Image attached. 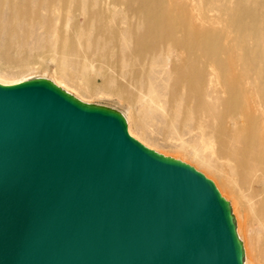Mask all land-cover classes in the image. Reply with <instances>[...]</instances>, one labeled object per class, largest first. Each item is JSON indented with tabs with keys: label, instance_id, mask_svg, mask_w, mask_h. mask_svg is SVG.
I'll use <instances>...</instances> for the list:
<instances>
[{
	"label": "water",
	"instance_id": "1",
	"mask_svg": "<svg viewBox=\"0 0 264 264\" xmlns=\"http://www.w3.org/2000/svg\"><path fill=\"white\" fill-rule=\"evenodd\" d=\"M0 264H244L230 204L123 115L0 85Z\"/></svg>",
	"mask_w": 264,
	"mask_h": 264
},
{
	"label": "bare ground",
	"instance_id": "2",
	"mask_svg": "<svg viewBox=\"0 0 264 264\" xmlns=\"http://www.w3.org/2000/svg\"><path fill=\"white\" fill-rule=\"evenodd\" d=\"M30 1L0 0V18L7 8L8 22L16 17L36 22L52 39H42L23 52L9 39L0 43L7 67L0 65V85L50 74L49 81L70 94L65 71L73 66L92 78L91 85L103 78V89L126 101L128 118L123 117L129 133L146 147L153 149L133 132L137 122L145 124L143 114L198 130L224 160L219 188L231 207L244 264H264V69L232 73L216 68L217 63L223 67L227 54L235 50L225 42L241 45L243 61L249 63L252 53L254 62L264 64V0H216L209 4L211 11L198 13L188 1L179 2V10L172 0H46L47 7L35 10L29 9ZM229 6L237 11L228 14ZM214 9L218 15H211ZM53 12L61 21L57 26L43 20L51 19ZM95 24L100 41L90 44L86 31ZM218 24L230 31L216 29ZM114 40L118 43L112 50L95 49ZM80 92L83 98L86 93ZM194 149L188 151L193 163L210 167ZM249 217L256 225L252 233Z\"/></svg>",
	"mask_w": 264,
	"mask_h": 264
},
{
	"label": "rangeland",
	"instance_id": "3",
	"mask_svg": "<svg viewBox=\"0 0 264 264\" xmlns=\"http://www.w3.org/2000/svg\"><path fill=\"white\" fill-rule=\"evenodd\" d=\"M17 1L19 0H15L16 4ZM20 1H24V0H20ZM181 1H188L187 3L188 7L191 6V10L193 12L198 13L201 12L202 10L211 11L213 9V6H210L209 4L215 2L216 0H172L171 5L177 10H179L177 5ZM235 1L236 0H226V2L229 3ZM36 7H42V8L47 7L46 0H32L29 2V9L35 10ZM2 9L3 7L0 8V10ZM7 11H8L7 8H4V14L2 15V18H0L1 45L3 44V41H5V39H9L15 44L16 49H18L20 52H23L25 50V47L35 48L36 44L40 43L42 39L47 42L52 39L51 34L45 32L43 29H38L41 28V26L39 27L36 22H32V21L27 22L26 19L20 21L19 17H16L12 21L8 22V20L6 19ZM234 11L235 12L237 11L236 7L229 6L228 14H231ZM56 14H62V13L56 12ZM214 14L218 15L219 13L217 10L214 9L211 15ZM43 20L44 22L49 23L50 26L51 25L57 26L61 22L58 16L55 15L54 12L51 19L49 20L43 19ZM80 21L81 23L82 22L84 23L83 19H81ZM97 27L98 24H95L94 26H90L89 28H87L86 36L90 44H93V41L99 40V38H97L98 36ZM215 28L218 30L230 31V27L224 26L223 24H218L215 26ZM117 43L118 42L116 40H114L113 43L106 42L104 46H99V45L95 46V49L100 50L102 47H104L105 48L104 50H112L113 47L117 46ZM225 44L226 46L234 48L235 50L230 51L227 54L228 60L222 63L223 67L221 64L217 63L216 68H225L232 73H238V72L245 73V72H251L252 70L264 69V64L262 62H254L252 60V58H254L252 56V53L248 55V58L250 60L248 61L249 63L242 60L244 54L240 44L238 43L228 44L226 42ZM249 45L251 48H253L252 44ZM4 48L5 46L1 47V49ZM48 54L50 53H47V55ZM71 59L73 61L76 60L75 58H71ZM0 65L6 67L5 61L1 57H0ZM54 68L53 66H51V69L54 70ZM84 73L86 78L84 77ZM86 74H87L86 72H83L81 69H78L73 66L72 67L70 66L65 71V77L69 79V80L67 79L65 80L69 86V92H71L70 94H72L76 98L79 97L81 101L89 105H96L117 111L127 119L128 105L126 101L124 102L120 97H118L117 94L111 92L110 90L103 89V87L101 86V84L103 83V78H98L99 85L98 84L96 85V83H95L96 86L91 85L94 84L92 82V78L89 77L88 74L86 76ZM48 75L46 77H39L42 75L35 74L32 75L30 78L36 77L35 79H47V80H49L50 78L51 80L52 77L50 76V74ZM80 91H82L83 95H85L84 93H86V95L83 98L79 96V94L81 93ZM162 93L163 94L165 93L164 89H162ZM141 112L142 111L140 109L136 108L137 115L139 114L141 116L143 114ZM141 117L144 120L145 124H142L141 122H137L133 128V132L137 137L141 138L143 142L150 145L153 148L152 150L156 152L158 151V153L166 157H171L173 159L176 158L190 165L191 167L195 168L197 171L202 173L207 179L211 180L215 184L219 192L222 193L221 195H223L226 198L221 188H219V180H218L221 176H224L223 175L224 160L221 159V155L219 154L216 146L212 145L207 138L203 137L201 133L198 132V130L188 127L183 128L177 124H172L168 121L167 118L163 116L160 115L144 116L143 114V116ZM142 144L144 145V143ZM215 148L216 151H214ZM193 149L199 151V154L202 155V157H204L209 162L210 167L202 169L196 163H193L191 159L192 157L191 155H189L188 152V151H193ZM230 189L236 195L237 190L235 188H230ZM229 195L232 198L233 195L230 193ZM241 213L242 214L244 213L243 207L241 209ZM246 223L248 226V232L252 233L254 228H256V225L253 222L252 218L251 217L247 218Z\"/></svg>",
	"mask_w": 264,
	"mask_h": 264
}]
</instances>
